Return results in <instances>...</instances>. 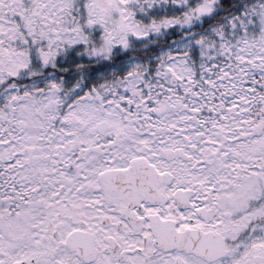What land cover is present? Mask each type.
<instances>
[{"label": "snow or ice", "instance_id": "obj_1", "mask_svg": "<svg viewBox=\"0 0 264 264\" xmlns=\"http://www.w3.org/2000/svg\"><path fill=\"white\" fill-rule=\"evenodd\" d=\"M0 264H264V0H0Z\"/></svg>", "mask_w": 264, "mask_h": 264}]
</instances>
